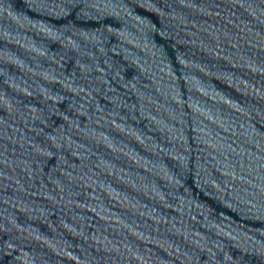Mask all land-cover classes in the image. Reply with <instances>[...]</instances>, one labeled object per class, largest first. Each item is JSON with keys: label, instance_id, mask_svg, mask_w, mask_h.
Here are the masks:
<instances>
[{"label": "water", "instance_id": "obj_1", "mask_svg": "<svg viewBox=\"0 0 264 264\" xmlns=\"http://www.w3.org/2000/svg\"><path fill=\"white\" fill-rule=\"evenodd\" d=\"M0 264H264V0H0Z\"/></svg>", "mask_w": 264, "mask_h": 264}]
</instances>
